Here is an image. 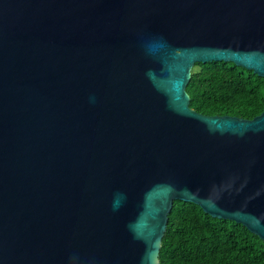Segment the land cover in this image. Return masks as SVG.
<instances>
[{"label":"water","instance_id":"95a60500","mask_svg":"<svg viewBox=\"0 0 264 264\" xmlns=\"http://www.w3.org/2000/svg\"><path fill=\"white\" fill-rule=\"evenodd\" d=\"M210 61L264 77V0H0V264H159L175 200L264 240V110L192 108Z\"/></svg>","mask_w":264,"mask_h":264},{"label":"trees","instance_id":"16d2710c","mask_svg":"<svg viewBox=\"0 0 264 264\" xmlns=\"http://www.w3.org/2000/svg\"><path fill=\"white\" fill-rule=\"evenodd\" d=\"M191 107L252 119L264 110V77L231 61L197 62L187 85ZM159 264H264V240L234 220L175 200Z\"/></svg>","mask_w":264,"mask_h":264}]
</instances>
